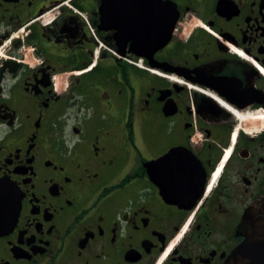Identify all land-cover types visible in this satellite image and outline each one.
Wrapping results in <instances>:
<instances>
[{"label": "flooded vegetation", "instance_id": "obj_1", "mask_svg": "<svg viewBox=\"0 0 264 264\" xmlns=\"http://www.w3.org/2000/svg\"><path fill=\"white\" fill-rule=\"evenodd\" d=\"M169 1L149 60L158 0H0V264H226L264 224V0Z\"/></svg>", "mask_w": 264, "mask_h": 264}, {"label": "water", "instance_id": "obj_2", "mask_svg": "<svg viewBox=\"0 0 264 264\" xmlns=\"http://www.w3.org/2000/svg\"><path fill=\"white\" fill-rule=\"evenodd\" d=\"M158 2L161 9L158 17L160 32L153 42L149 41V47L152 43L154 44L152 51L145 54L149 60L157 49L170 41L178 18V9L175 3L169 0H158ZM2 188L6 189V185L0 184V189ZM226 264H264V224L258 225L248 233L246 239L233 251Z\"/></svg>", "mask_w": 264, "mask_h": 264}, {"label": "bare ground", "instance_id": "obj_3", "mask_svg": "<svg viewBox=\"0 0 264 264\" xmlns=\"http://www.w3.org/2000/svg\"><path fill=\"white\" fill-rule=\"evenodd\" d=\"M260 117V116H259ZM253 118V117H252ZM263 119H264V117H263Z\"/></svg>", "mask_w": 264, "mask_h": 264}, {"label": "rangeland", "instance_id": "obj_4", "mask_svg": "<svg viewBox=\"0 0 264 264\" xmlns=\"http://www.w3.org/2000/svg\"><path fill=\"white\" fill-rule=\"evenodd\" d=\"M189 28H187V30H188Z\"/></svg>", "mask_w": 264, "mask_h": 264}]
</instances>
